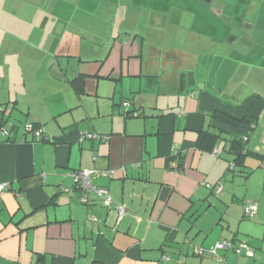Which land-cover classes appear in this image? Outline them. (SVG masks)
<instances>
[{
    "label": "crops",
    "instance_id": "1",
    "mask_svg": "<svg viewBox=\"0 0 264 264\" xmlns=\"http://www.w3.org/2000/svg\"><path fill=\"white\" fill-rule=\"evenodd\" d=\"M145 7L0 0V264H264V0H210L212 38L170 31L164 48ZM237 142L250 154L232 171ZM88 169L113 171L91 183L120 221L81 203L72 176ZM221 240L253 257L218 262L206 250Z\"/></svg>",
    "mask_w": 264,
    "mask_h": 264
},
{
    "label": "rangeland",
    "instance_id": "2",
    "mask_svg": "<svg viewBox=\"0 0 264 264\" xmlns=\"http://www.w3.org/2000/svg\"><path fill=\"white\" fill-rule=\"evenodd\" d=\"M222 2L223 0H216V2ZM254 4L260 2V0H252ZM140 7L146 8L145 6L150 8L149 12L144 10L146 16H142L143 19L147 20L148 14L149 18H152L154 21L157 22V31L156 34L159 35L160 33V42L162 47L164 48V33H169L172 31V34L175 32L178 35L184 36L187 35L191 37L190 41L194 36L201 37L205 39L212 38L211 31L216 28H211L210 23L208 21L210 19L218 18V14L214 11L210 10V0H134ZM204 8H202V7ZM158 27H160L161 32L158 31ZM219 33L220 35H224L225 28L223 26H219ZM192 47H194L192 49ZM189 51H210L211 49H206V46L199 47L196 50V45L189 44L188 45ZM191 48V49H190ZM238 50V49H237ZM240 52L237 51V58H243V54H239ZM241 61V60H237ZM24 124H19L17 127L20 129L23 127ZM262 147V143H261ZM73 182V178H72ZM219 184V183H218ZM222 187H224L223 183ZM223 190V188H222ZM222 192V191H221ZM219 196H215L213 194L212 203H216ZM248 203H252V201H246L245 205ZM254 203V202H253ZM244 208V207H243ZM240 243H245L243 241L237 242L234 246H238ZM247 244V243H245ZM215 245V244H214ZM248 245V244H247ZM249 246V245H248ZM251 247V246H249ZM211 248V247H210ZM208 248L206 252L210 249ZM197 252V251H196ZM197 258H200L197 255ZM165 259V257H163Z\"/></svg>",
    "mask_w": 264,
    "mask_h": 264
},
{
    "label": "built area",
    "instance_id": "3",
    "mask_svg": "<svg viewBox=\"0 0 264 264\" xmlns=\"http://www.w3.org/2000/svg\"><path fill=\"white\" fill-rule=\"evenodd\" d=\"M125 105H126V103H125ZM0 113H1V109H0ZM22 132L24 134H31L35 139L40 138L41 136H44V132L42 129H39V128L35 129L33 127V125H31V124H25L23 129H22ZM0 135L5 136V137L9 136V133L5 127H0ZM81 136H82V138H84V137L85 138H91V139H96L99 141H104L106 139V137L97 136L95 134H89L88 132H84L83 134H81ZM261 149H262V152L264 153V136L262 139ZM211 155L213 157L219 156V154L216 150L213 151L211 153ZM112 177H113V171L112 170L99 171V170H95V169L78 171V172H75L72 176L73 185L81 191V197H80L81 203L88 204L89 195H94L100 199L103 206H105L106 208H112L116 213V220L120 221L124 212H125L124 207L114 205L112 203V200H111V197H110L108 191L105 188L94 186L91 183V179H96V178L110 179ZM5 188H6V186H4V185L0 186V194L3 193ZM222 188L223 187H222L221 183L217 184L214 188L215 195H219L222 191ZM256 211H257V205L253 202L246 204L244 207V214L247 217H254L256 215ZM86 222L95 224L96 218L88 215L86 218ZM229 249H231L232 252L236 256L244 255L245 257H249V258L253 257V249L251 247H249L247 244L240 243L238 246H234L231 242H229L227 240H221V241L217 242L207 252L211 256L215 257L218 262H224V259H222L221 257L218 256V251H225V250H229ZM203 253H204L203 249H199L197 251V254L200 256Z\"/></svg>",
    "mask_w": 264,
    "mask_h": 264
},
{
    "label": "trees",
    "instance_id": "4",
    "mask_svg": "<svg viewBox=\"0 0 264 264\" xmlns=\"http://www.w3.org/2000/svg\"><path fill=\"white\" fill-rule=\"evenodd\" d=\"M78 92V91H77ZM2 112H3V110H1V113H0V127H3L4 126V124H6L4 121H3V119L1 118V115H2ZM220 116V115H219ZM220 118L221 119H223L224 121L226 120V121H228V122H231V117H230V119H228V117L227 116H225L224 114H223V116H220ZM25 124H31V123H25ZM24 124V125H25ZM24 125H23V127H24ZM31 125H33V127L35 128V129H38L39 127H36L34 124H31ZM9 127L11 128V129H13V130H17L19 127H17V125H14L13 123H9ZM23 127L20 129V130H22L23 129ZM39 129H41V128H39ZM26 135V134H25ZM31 135V134H30ZM34 138V137H33ZM35 139V138H34ZM38 140H47V137H45V135L44 136H41L40 138H37ZM7 140H9V138H7ZM236 147H234V148H238L236 151H235V155H236V158H235V161L233 162V163H231L230 164V167H229V169L230 170H232L233 171V168L239 163V161H240V159L241 158H243V157H245L246 155H248V154H250V152L249 151H247V150H245V148H244V143H241V142H237V145H235ZM213 151V150H212ZM212 153V152H211ZM263 153V152H262ZM263 158H264V153H263ZM77 188V187H76ZM88 223V222H87ZM92 224V223H91Z\"/></svg>",
    "mask_w": 264,
    "mask_h": 264
}]
</instances>
